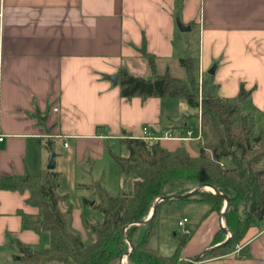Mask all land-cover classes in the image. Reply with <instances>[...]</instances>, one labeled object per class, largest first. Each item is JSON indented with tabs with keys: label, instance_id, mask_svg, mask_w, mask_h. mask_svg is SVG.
Instances as JSON below:
<instances>
[{
	"label": "crops",
	"instance_id": "0c3cea01",
	"mask_svg": "<svg viewBox=\"0 0 264 264\" xmlns=\"http://www.w3.org/2000/svg\"><path fill=\"white\" fill-rule=\"evenodd\" d=\"M176 18L189 29L181 30ZM186 55L196 59L201 75L215 65L219 96L235 95L242 84L250 91L243 108L264 112V0H0V176L45 175L50 150L55 158L62 146L68 157L70 139L80 164L86 147L94 154L103 139L141 137L143 126L163 147L183 145L197 155L196 138H159L166 130L174 136L195 131L198 118L189 124L184 101L126 99L111 79L121 68L148 77L147 56L157 73L184 77L179 58ZM172 100L180 106L177 112ZM28 193L0 189V264H25L15 241L42 248L47 235L49 243L45 231L22 226L19 210L37 213L25 200ZM202 205L195 208L194 229H186L184 260L231 232L220 227L218 213ZM237 244L229 253L193 263L264 264V218L253 219ZM120 255L106 264L127 263Z\"/></svg>",
	"mask_w": 264,
	"mask_h": 264
},
{
	"label": "trees",
	"instance_id": "16d2710c",
	"mask_svg": "<svg viewBox=\"0 0 264 264\" xmlns=\"http://www.w3.org/2000/svg\"><path fill=\"white\" fill-rule=\"evenodd\" d=\"M147 61L148 77L133 75L123 68L117 71L120 96L182 100L198 109L196 117L207 139L198 145L197 155H191L183 145L167 149L156 139L130 135L117 138L126 149L125 155L108 145L119 170L133 175L132 192L112 194L101 179L88 183L97 197L96 207L103 215L100 220L83 219L87 232L93 236L88 242L67 226L71 204L67 193L56 191L57 171L50 170L45 175H1L0 189L28 190L25 200L37 208L35 214L18 211L22 226L35 232L47 231L49 236L48 245L42 248L15 241L22 263L106 264L129 249L128 240L133 244L127 255L128 264H194L188 260L197 255L188 260L181 257L190 237L188 231L182 234L170 255H162L148 245V238L157 231L159 204L173 199L159 201L144 222L143 236L139 240L133 236L137 221L148 217L157 197L186 193L198 183H209L217 192L203 187L181 200L206 203L207 213H219L224 204L222 195H226L228 205L223 222L230 228L231 236L196 260L231 252L251 221L264 218V112L254 108L243 111L250 91L241 84L235 95L221 97L217 93L218 84L208 72L198 85V64L190 55L179 58L184 77L172 76L168 71L159 74L151 56H147ZM110 242L115 243L114 250L107 248Z\"/></svg>",
	"mask_w": 264,
	"mask_h": 264
},
{
	"label": "rangeland",
	"instance_id": "374dc122",
	"mask_svg": "<svg viewBox=\"0 0 264 264\" xmlns=\"http://www.w3.org/2000/svg\"><path fill=\"white\" fill-rule=\"evenodd\" d=\"M193 43H195L194 39ZM176 75L178 74L176 73ZM202 76L203 74L201 75L198 72V85L201 83ZM171 102L170 106L172 110L177 112L178 109H180L177 100H172ZM187 106L185 107L186 110L184 107L181 108L183 109L182 113H185L186 117L189 118V124L194 126L198 109L196 110V108ZM242 109L246 111V108L242 107ZM262 124H264V122H262ZM200 132V138L197 140L199 142L198 145L207 139L204 128H202ZM68 141L70 143L69 148L71 154L67 157L69 151L63 149L61 146L60 151L62 154H56L55 158L53 156L54 166L52 169H57L54 171H58L59 173L56 191L60 194L67 193L69 196L68 202L71 204L72 211L68 215V228L73 232L79 233L81 239L88 242L92 240L93 236L87 232L83 219L95 221L100 220L103 216L102 212L96 207L97 197L93 195L92 190L88 187V183L92 180L101 179L102 184L110 193H125L130 195L132 192L133 175L130 173H123L119 170L107 148V146L110 145L113 151L125 155L126 149L123 145L118 143V139L111 140L109 143L106 139H103L100 143V150L97 152L94 151V154H90V149L86 147L82 152L80 164H77L73 158V145L71 139ZM52 146H58V142L54 141ZM93 149L92 147L91 150L93 151ZM202 204L206 203L181 199H173L160 203L158 206L157 231L148 238V245L157 248L162 255L172 254L182 234L186 232L185 230L187 228L190 230L194 229L199 219L198 215H196L195 208L203 206ZM62 207L64 208L65 204H62ZM218 214H220V212ZM182 217H186L188 221L180 226L178 225V220H181ZM223 224L222 226L226 227V225ZM144 229V223H137L133 236L134 240H139L143 236ZM45 232V234H48L47 231ZM44 241L48 244L47 235ZM46 245L41 244L40 247H46ZM115 247L114 242H110L107 246L110 250H114ZM1 248L2 246H0V250ZM125 262H127V257ZM51 264L62 263L51 261Z\"/></svg>",
	"mask_w": 264,
	"mask_h": 264
},
{
	"label": "water",
	"instance_id": "95a60500",
	"mask_svg": "<svg viewBox=\"0 0 264 264\" xmlns=\"http://www.w3.org/2000/svg\"><path fill=\"white\" fill-rule=\"evenodd\" d=\"M176 24H177V26H178L181 30H188V29H189V26L184 25L183 23H181L180 20H179V18H176ZM214 68H215V65L212 64L211 67L207 70V72H208L209 74H213V72H214ZM111 79H112L113 82H116V75H113V76L111 77ZM53 155H54V152H53L52 150H50L49 155H48V158H47V160H48V162H47V167H48L49 169H52V168H53ZM203 187H205V188H210L212 191L217 192L216 189H215V187H214L213 185L209 184V183H198V184H196L192 189H190V190H189L188 192H186V193H182V194H168V195H166V196H159V197H157L156 200L152 203L151 210H150V213H149L148 217L145 218V219H142V220L137 221V223H139V222H140V223H144V222H146V221L148 220V218L150 217V215L152 214V212L154 211V209H155V207H156V204H157L159 201L164 200V199H183V198H184L185 196H187L188 194H190V193L196 191V190L199 189V188H203ZM222 197L224 198V207H223V209L220 211V214H219V225H220L221 228H225V229L227 230V228H226L225 226H222V222H221V221H222V219H223V213H224V211L226 210L227 205H228V197H227L226 195H222ZM132 223H133V222H132ZM129 224H131V223H129ZM125 227H126V226H124L123 229H124ZM225 240H226V239H225ZM127 242H128V244H129V249H128L126 252H124V253L128 255V254L130 253V251L132 250V248H133V244H132L130 241H128V240H127ZM205 251H207V250H203V252H205ZM203 252H202V253H203ZM202 253H201V254H202ZM201 254L197 255L194 259H190V260H188V261H189V262L196 261V259H197ZM125 264H128V263H125Z\"/></svg>",
	"mask_w": 264,
	"mask_h": 264
},
{
	"label": "built area",
	"instance_id": "2783aa9c",
	"mask_svg": "<svg viewBox=\"0 0 264 264\" xmlns=\"http://www.w3.org/2000/svg\"><path fill=\"white\" fill-rule=\"evenodd\" d=\"M196 132L193 130V129H187V131L185 132L186 134L183 135V136H174L172 133H171V130H166L164 131V134L163 136L159 137V138H178V139H181V140H185V139H191V138H196V139H199L200 138V130H201V127H200V123L198 121V124L196 126ZM195 132V133H194ZM142 138L144 139H158V138H154L153 136H151V134L148 133V130H147V127L143 126L142 127ZM2 137L0 136V139ZM64 145H66V142H64ZM188 221V219L186 217H183L181 220H178V225L182 226L184 223H186ZM185 231H188V230H185ZM231 236V232L227 231L226 232V237H230ZM236 249L238 248V244L235 245ZM126 256L127 254L123 253L120 255L119 257V260L121 262H125L126 261Z\"/></svg>",
	"mask_w": 264,
	"mask_h": 264
}]
</instances>
